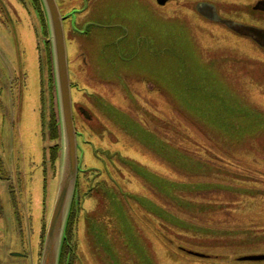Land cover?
<instances>
[{"label":"rangeland","instance_id":"obj_1","mask_svg":"<svg viewBox=\"0 0 264 264\" xmlns=\"http://www.w3.org/2000/svg\"><path fill=\"white\" fill-rule=\"evenodd\" d=\"M56 1L66 13L81 0ZM188 2L193 0L165 6L158 0H92L82 14L90 24L82 42L90 55L109 41L95 25H107L109 14L119 20L111 36L124 47L134 45L133 24L148 23L149 74L166 87L165 162L159 184L150 183L159 200L149 192L136 195L141 186L133 179L138 186L127 201L113 208L110 200L97 204L78 250L76 233L72 241L75 257L84 253L82 264H264L246 259L264 255V50L232 32L184 26L189 12L181 8ZM14 10L13 20L0 13V264H41L59 195L64 138L51 140L44 127L51 111L61 114L48 15L46 24L38 18L35 32L27 9ZM251 19L264 26V15ZM71 50L77 60L79 46ZM227 55L237 60L223 62ZM118 103L128 108L126 101ZM129 113L142 123L135 110ZM145 134L141 130L140 138ZM119 139L124 149L148 144ZM51 146L61 151L60 171L59 161H50ZM146 171V179L158 176ZM164 191L174 214L164 209ZM67 205L69 217L70 197ZM186 250L213 257L192 258Z\"/></svg>","mask_w":264,"mask_h":264},{"label":"flooded vegetation","instance_id":"obj_2","mask_svg":"<svg viewBox=\"0 0 264 264\" xmlns=\"http://www.w3.org/2000/svg\"><path fill=\"white\" fill-rule=\"evenodd\" d=\"M138 1L146 3V0ZM170 1L158 0V4L165 6ZM243 1L246 5H241L238 0H193L192 3H185L181 9L184 12H189V15L188 21L185 20L182 24L190 29L196 26L202 30L216 29L232 32L249 38L264 50V26L251 19L264 15V0ZM91 2L92 0H81L77 7H73L72 11L66 13L61 11L68 48L73 116L77 133L78 179L66 224L60 264H76L77 258L81 260L80 264H82L84 253L81 252L75 257L72 247L73 238L77 234L74 247L75 243H78V246L76 245L78 250L80 234L88 230L89 220L97 214V204L112 203L109 207L113 208L115 205L113 203L127 201L129 194L133 191V186H138V183L133 179L138 180L141 186L136 195L140 196L143 193L142 196L145 197L149 192L157 202L159 193L155 188H152V185L150 186V183L158 181L159 184L160 168L165 162L160 145L165 139L161 136L163 134L162 124L166 118V87L161 83L160 77L149 74L147 31L151 27L148 23L133 24L135 29L132 34L134 33L135 39H132L131 42H134V45L130 48L128 45L120 46L121 43L119 42L117 45V39H113L111 36L112 32L117 31L119 20L109 14L111 19L103 20L107 25L95 24L100 29H105L109 41L99 47V52L90 55L88 49L82 45L84 37L90 30V24H86L82 14L89 10ZM235 3L239 5L236 9L229 8ZM16 6L27 9L35 19V22H32L35 32L38 18L41 17L43 23L46 24L47 13L43 0H0V13L5 15L7 13L8 20H13V16L17 15L14 10ZM246 14L249 15V18H246ZM143 41H145L144 46L137 45V42ZM75 43L79 46L77 60L72 59L71 46ZM142 48L146 51L144 54H141ZM220 58L223 62L237 60L231 55ZM43 70L42 68V72ZM246 73L245 70H241L239 76L244 78ZM248 74L250 73L248 72ZM238 85L235 83V87ZM119 99L129 103L128 108L119 105ZM132 110H135V116H139L142 123L136 121L132 116L130 118L129 112ZM135 124L137 128L134 127ZM141 130L146 133L144 139L140 138ZM118 136L122 138L119 139ZM118 139L119 141L124 140L126 143L127 141L134 143H144L143 141H145L148 144L144 143L145 146H138L139 150L138 147L133 149L124 144L126 146L124 149L122 143L116 144ZM52 152L53 150L50 149V161L54 165L58 160L60 171L61 151L59 152L60 157L54 162ZM134 165L141 167L139 170L141 175L135 171ZM146 170H150L154 174L157 172L158 176L152 175L150 179H146ZM164 193V209L170 213L173 203L166 206V192L164 191ZM107 200H110L111 203ZM142 208L148 212L146 208ZM161 222L165 226L166 221ZM185 252L192 255V258L195 256L212 259L213 257L209 253L188 250ZM246 259L264 260V255H255Z\"/></svg>","mask_w":264,"mask_h":264},{"label":"water","instance_id":"obj_3","mask_svg":"<svg viewBox=\"0 0 264 264\" xmlns=\"http://www.w3.org/2000/svg\"><path fill=\"white\" fill-rule=\"evenodd\" d=\"M43 2L51 29L64 146L59 195L49 223L41 264H60L61 247L68 217L67 202L70 197V203L72 205V198L78 178V144L73 116L72 87L68 48L63 23L64 18L56 0H43Z\"/></svg>","mask_w":264,"mask_h":264},{"label":"trees","instance_id":"obj_4","mask_svg":"<svg viewBox=\"0 0 264 264\" xmlns=\"http://www.w3.org/2000/svg\"><path fill=\"white\" fill-rule=\"evenodd\" d=\"M43 119H44V110H43ZM45 120V119H44ZM44 127L48 130V135L50 137V139L53 140H57L59 139L60 135H61V121H60V117L58 115V113L56 114V112H52L50 113V117L48 120V123L45 124L44 123ZM52 152V160L53 162L56 161L59 158V148H57L56 146H53L51 148ZM1 157V155H0Z\"/></svg>","mask_w":264,"mask_h":264}]
</instances>
